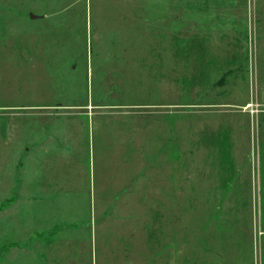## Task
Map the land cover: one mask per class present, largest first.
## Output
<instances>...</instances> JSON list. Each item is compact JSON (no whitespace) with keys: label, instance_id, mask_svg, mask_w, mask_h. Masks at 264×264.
Here are the masks:
<instances>
[{"label":"rangeland","instance_id":"374dc122","mask_svg":"<svg viewBox=\"0 0 264 264\" xmlns=\"http://www.w3.org/2000/svg\"><path fill=\"white\" fill-rule=\"evenodd\" d=\"M258 201L264 0H0V264H248Z\"/></svg>","mask_w":264,"mask_h":264},{"label":"crops","instance_id":"0c3cea01","mask_svg":"<svg viewBox=\"0 0 264 264\" xmlns=\"http://www.w3.org/2000/svg\"><path fill=\"white\" fill-rule=\"evenodd\" d=\"M260 180L261 179H260V176H259V181H258L257 187H258L259 192L261 193V190H263V187H262V183H261ZM262 209H264L262 207V201L261 202L258 201L257 202V214H258V216L256 215L257 216L256 217V225H255V219H254V226L261 227V225L264 223V220H261V218H260V213H261ZM263 226H264V224H263ZM258 236L260 238L264 237V230H260L259 233H258ZM207 258H209V254L208 253L206 254V259ZM247 259H248L247 260L248 264H264V255H261V256L259 255V257H257V258L254 255H252V256L248 257ZM206 262H208V261H206Z\"/></svg>","mask_w":264,"mask_h":264},{"label":"water","instance_id":"95a60500","mask_svg":"<svg viewBox=\"0 0 264 264\" xmlns=\"http://www.w3.org/2000/svg\"><path fill=\"white\" fill-rule=\"evenodd\" d=\"M31 19H37V17L36 16H33L32 14H30V16H29Z\"/></svg>","mask_w":264,"mask_h":264}]
</instances>
